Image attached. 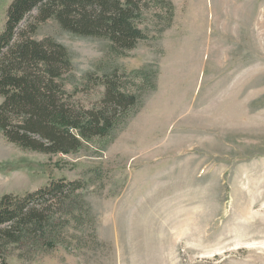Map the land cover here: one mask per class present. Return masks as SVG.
I'll use <instances>...</instances> for the list:
<instances>
[{"label":"rangeland","instance_id":"374dc122","mask_svg":"<svg viewBox=\"0 0 264 264\" xmlns=\"http://www.w3.org/2000/svg\"><path fill=\"white\" fill-rule=\"evenodd\" d=\"M12 1L0 0V34ZM145 1V39L127 55L40 23L36 39L68 48L64 87L84 106L115 68L145 70L156 88L104 149L42 153L0 131V198L80 179L91 206L56 246H12L10 264H264V0H176L166 29L165 10Z\"/></svg>","mask_w":264,"mask_h":264},{"label":"trees","instance_id":"16d2710c","mask_svg":"<svg viewBox=\"0 0 264 264\" xmlns=\"http://www.w3.org/2000/svg\"><path fill=\"white\" fill-rule=\"evenodd\" d=\"M168 18L175 17L172 0H156ZM145 0H13L0 34V131L18 147L49 154H77L86 146L104 149L142 108L152 84L151 73L131 75L118 68L98 84L102 97L88 108L64 87L73 69L68 48L52 37L36 39L40 23L55 19L71 33L103 37L112 50L127 55L145 32L140 28ZM162 18L163 15H160ZM163 29V30H165ZM137 77L142 86H132ZM86 181L53 179L23 195L0 198V264H10L11 247L33 250L59 244L66 228L90 214Z\"/></svg>","mask_w":264,"mask_h":264},{"label":"crops","instance_id":"0c3cea01","mask_svg":"<svg viewBox=\"0 0 264 264\" xmlns=\"http://www.w3.org/2000/svg\"><path fill=\"white\" fill-rule=\"evenodd\" d=\"M172 1L174 3V6H175V17H174V21L176 23L177 22V7H176V4H175L176 0H172Z\"/></svg>","mask_w":264,"mask_h":264}]
</instances>
